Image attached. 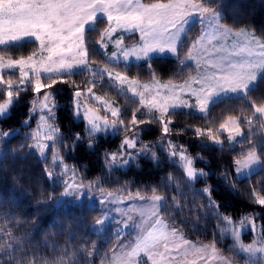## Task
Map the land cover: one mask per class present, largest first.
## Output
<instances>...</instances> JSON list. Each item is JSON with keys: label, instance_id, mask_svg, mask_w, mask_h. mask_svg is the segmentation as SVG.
I'll return each instance as SVG.
<instances>
[{"label": "trees", "instance_id": "trees-1", "mask_svg": "<svg viewBox=\"0 0 264 264\" xmlns=\"http://www.w3.org/2000/svg\"><path fill=\"white\" fill-rule=\"evenodd\" d=\"M197 2L203 3V0ZM221 4L223 7L218 10L225 17L221 20L222 24L234 31L249 30L264 40V0H214V6ZM100 25L101 28L106 26L103 23ZM200 28L197 25L188 30L182 39L183 51H187L191 41L199 38ZM93 35V31L87 32L88 47L90 51L95 49L90 61L108 64L110 68L140 81L154 80L147 62L130 65L109 63L91 40ZM124 41L127 44L137 43L138 36L135 33L126 35ZM33 51H39L38 42L31 40L14 44L7 53L0 54L7 59H18L31 55ZM151 65L156 73L155 79L164 82L182 83L197 72L194 64L186 61L185 67L170 57L153 58ZM8 75L18 82V72L8 71ZM89 76L87 71L75 73L68 84L58 83L54 91L59 103L56 122L64 144H72L76 133L83 138L75 148L58 146L65 162L75 168L80 179L98 184L103 192L135 195L139 191L142 195L150 196L156 189L157 195L169 197V206L174 209L170 216L161 215L168 226L193 242L209 246L214 244L220 253L243 264L247 257L238 251L232 233L238 221L245 217H253L264 233V207L255 203L256 193L264 195V171L259 170L250 178L238 180L233 170L234 161L242 159L252 144L264 140L262 117L253 116L248 100L234 98L211 107L208 115L187 110L175 111L171 116L173 131L162 138L161 126L149 123V115H140L143 108L137 100L129 95L116 94L115 90L107 92L104 89L102 91L116 97L123 108L121 118L126 125L133 113L146 121L132 130L138 129L140 134L137 150L142 144L152 145L157 156L153 161L149 155H141L127 167H120L106 159L105 154L117 152L130 131H121L115 136L95 134L89 138L86 122L75 115L73 84L83 90L90 83ZM3 91L5 88L0 86V93ZM261 94H264V81L252 98L258 99ZM34 99L36 96L31 89H25L11 113L0 117V133L19 129L11 137L0 135V264H42L43 261L48 264H110L122 245L134 240V234L129 231L117 236L118 221L112 222L105 232L96 231L94 225L103 217V210L88 201L57 205L64 184L58 177H47L46 172L54 169L51 157L43 159L30 150L28 127L24 126V121L30 117ZM229 116L243 118L244 122L240 124L245 133L252 137L251 141L245 139L237 145L229 144L226 135L220 132V125ZM247 119H252L253 123L248 125ZM197 128L204 135L197 137ZM208 129L222 140V145L209 140ZM163 140L183 145L188 154L196 158L199 170L210 175L189 182L180 162L177 159L173 162L159 147ZM202 144L207 147H202ZM169 174L174 179L168 187H164L162 178ZM224 174H229L228 186H225ZM206 187L212 189L211 198L218 206L215 212L207 206L209 194L203 191ZM171 197L176 198L175 202ZM221 216H227L231 223L220 219ZM253 241L257 240L252 238L250 242Z\"/></svg>", "mask_w": 264, "mask_h": 264}, {"label": "snow or ice", "instance_id": "snow-or-ice-1", "mask_svg": "<svg viewBox=\"0 0 264 264\" xmlns=\"http://www.w3.org/2000/svg\"><path fill=\"white\" fill-rule=\"evenodd\" d=\"M223 5H215L214 0H203L198 3L197 0H0V53H7L12 45L19 44L26 38H33L38 42L39 55L33 51L27 57L21 56L18 59L5 58L0 54V86L5 88L0 93V117H6L11 107L19 102L21 93L26 89H31L32 93L40 99L32 101L30 116L37 113V108L41 113L39 119L44 122L47 132L43 139L51 141L52 144L37 143L33 147L39 149L40 155H43L46 148L56 147L57 145L75 148L83 138L79 133L74 134L72 144H64L60 135L59 126L56 125V104L54 100V91L58 83H69V79L75 74L76 70L93 71V75H98L100 81L105 77L109 80L118 82L120 86L127 85V91L133 96L139 97V103L150 112L149 123H156L161 126V135L167 137L173 129L171 116L177 109L197 108L200 113H205L211 107L218 103L226 102L232 99L248 100L249 108L253 116L259 114L264 116V94L258 99H253L252 94L257 91L259 84L264 81V40L254 33H245L243 29L233 31V29L221 23L224 19L222 11L218 10ZM106 24L100 32V40L97 44L103 51L111 42V37L117 31L123 33L133 32L138 36L136 47L131 49L123 47L124 36L121 35L116 41L115 46L118 51H113L108 57V62L117 59L118 55L124 61L129 57H135L137 61L147 62V67L154 78V84H139L135 79H129L127 75L117 71L113 73L112 69L105 65L100 72H95L89 68V61L95 49L88 47L87 32L97 31L99 24ZM200 25L201 35L198 39L190 42L187 51H183L182 35L186 36L188 30ZM211 29L212 31H209ZM245 37L244 42H236L231 47L228 46L230 37ZM264 36V33H262ZM250 37V39H249ZM173 56L178 64L187 66L186 61H193L195 68L200 72L198 77H192L184 84L174 85L161 84L155 79L156 73L152 68L151 61L154 56ZM183 56V59H181ZM19 70L18 82L8 75L6 70ZM31 73V76H30ZM42 74L46 78L42 79ZM15 73H13V76ZM95 87L99 81H90ZM193 84L197 87H193ZM73 92V104L75 115L87 122V134L91 138L95 134L118 135L121 131L119 126H124L122 112L119 108L113 107L107 102L106 113L103 117L97 114L94 108L83 106L80 97L83 92L75 86ZM93 87L86 89L87 93L93 92ZM142 88V91H138ZM187 95L189 99L182 98ZM194 97L195 103H190ZM94 99L101 100V97L95 96ZM83 111L81 112V108ZM139 111V109H137ZM240 122H244L242 117L229 116L228 120L220 125L221 129H228L237 136L241 135ZM29 120H25L27 126ZM144 119L138 118L135 113L128 125L123 131H131L139 124H144ZM246 123L251 125L252 119H247ZM181 132L183 129L180 130ZM0 135L11 137L15 132H3ZM139 133H134L132 137H125L118 147V151L105 154L106 159H110L113 164L126 166L136 161L141 155H149L153 161H156V152L152 145H141L137 150ZM197 137L204 135L201 129H195ZM35 138L40 139L37 133ZM208 138L210 141L219 144L218 138L208 129ZM228 139L233 140L229 135ZM251 141L252 137H244ZM241 140L240 143H243ZM207 147V145H201ZM92 145L89 144V148ZM161 150L165 151L169 159L175 162L179 158L183 173L187 180L194 181L198 178H207L210 174L194 167L193 158L187 153L183 145H176L171 141L163 140L159 145ZM54 159L59 157L54 154ZM199 159V158H197ZM234 172L237 179L246 177L244 170L259 169L264 171V140L252 144L251 148L243 155V159L234 161ZM46 175L50 179H55L53 172L47 171ZM76 173L73 172V178ZM173 176L169 174L163 177L164 187H168L173 181ZM229 174H224L225 186H228ZM65 185L63 197H70L78 188L83 185L62 181ZM159 187V186H158ZM71 189V191H70ZM208 193L207 206L213 212L218 207L211 198L212 189L206 187L203 189ZM264 191V190H262ZM255 195V193H254ZM112 196V193H109ZM119 198L114 197L113 202ZM128 199H139L149 201L150 207L139 210L141 217H155V225L162 224L159 218L161 215H171L172 209L169 206V197L157 195L156 189H153L152 195H142L139 191L133 197L131 193ZM84 200H95L97 205H102L103 201L96 200L95 197H89L88 191H84L81 196V202ZM175 202L176 198L171 197ZM62 199L61 203H65ZM255 203L264 207V195H255ZM116 211H121L116 209ZM220 219L231 223L227 216H221ZM132 219L131 216L128 217ZM247 219V218H245ZM103 221H97V225H102ZM128 227L127 224L124 225ZM251 230L255 233L257 225L253 223ZM119 236L120 232L117 231ZM177 236L175 228L170 233L160 232L159 235L148 231L147 235L141 237L132 247L130 252L123 253L128 259L124 264H161V261H170L175 259L173 252H179L184 246L191 242L183 239L170 247L169 239ZM238 244V251L246 255L243 264H264V243L253 241L251 243H240L239 231L233 232ZM163 252H156V246L161 241ZM122 247H126L122 245ZM196 252H207L208 249L196 248ZM141 253L144 254L141 257ZM260 254L259 256L257 254ZM188 254L187 249L184 252ZM212 257L217 256V249L213 244L211 247ZM91 256L92 253L90 252ZM160 259H156V256ZM121 257H114L110 264H117ZM42 264H48L43 261ZM55 264V262H53ZM91 264V262H90Z\"/></svg>", "mask_w": 264, "mask_h": 264}, {"label": "rangeland", "instance_id": "rangeland-1", "mask_svg": "<svg viewBox=\"0 0 264 264\" xmlns=\"http://www.w3.org/2000/svg\"><path fill=\"white\" fill-rule=\"evenodd\" d=\"M222 23V22H221ZM107 26V25H106ZM105 26V27H106ZM98 30L97 31H93L95 33V35H93L91 37V40H93L96 45L98 46V48L100 49L99 44H97V41L100 40V32H102L104 30V28H101V25L99 24L98 26ZM209 31H212L211 29H209ZM234 31V30H233ZM244 32H250L249 30H244ZM129 34H133V32H128V33H123L121 31H117L116 33L113 34V36L111 37V42L108 43V47L106 49H104L103 51H101L105 57V59L108 61V57L111 56L113 51H118V49L115 46V41L121 36H126ZM87 35V34H86ZM183 35H182V39H183ZM35 41L33 38H26L23 41ZM22 42V41H21ZM138 43V42H137ZM137 43L134 44H127L125 41H123V47L124 48H128L131 49L133 47L137 46ZM228 46H231V43L228 41ZM37 54L39 55V51L37 52ZM157 57H170V58H174L171 55H164V56H154L153 58H157ZM7 59V58H6ZM144 61H137L135 59V57L130 56L128 61H124L122 58L119 57L117 59H114L111 61V64H116V65H130L132 63H143ZM190 62L192 64H194L193 61H187ZM105 67V64L103 63H95L92 61H89V68L94 70L95 72H100L103 68ZM113 73L117 72L116 70H114L113 68H111ZM6 71H10V72H18V69H14V70H6ZM81 72L80 70H76L75 73H79ZM89 72V79L90 81H99V83L93 87V85L91 83H89L86 88H84L82 90L83 94L80 97V101L82 103L83 106H86L88 108H94L97 110V114L100 115L101 117H103L105 114H108L110 117V113H106L105 109H106V104L105 102H107L108 104H110L113 107H117L121 110L122 114H123V108L121 107V105L119 104L118 100L116 99V97L109 95L107 92H114L113 90H115V93L119 94V95H129L130 97H132L133 99L139 101V97L137 96H133V94L131 92L127 91V85L124 86H120L118 84V82L113 81V80H109L107 78V76L105 75L104 79L102 81H100V78L98 75H93V71H87ZM0 74H3V72H0ZM200 75V72L197 70V72L192 76V77H198ZM31 76V73H30ZM46 77V74H42V79ZM129 77V76H128ZM190 77V78H192ZM187 79L186 81L190 80ZM129 79H134L129 77ZM137 80V79H135ZM139 84L143 85V84H149L152 85L154 84V80L153 81H140L137 80ZM159 82L161 84H168L169 82H164V81H160ZM184 82L182 83H171L174 85H181L184 84ZM3 87V86H1ZM88 87H93V92L91 94L87 93L86 89ZM112 90H110L111 88ZM193 87H197V85L193 84ZM4 88V87H3ZM110 88V89H109ZM27 89V88H26ZM108 90L107 92H103L102 90ZM138 91H142V88H138ZM43 95V93H42ZM42 95H40V97H36V99H40L42 97ZM95 96H99L101 97V100H96L94 99ZM182 98L184 99H189V97L187 95H184ZM54 100H55V104H56V111L57 108L59 106V103L56 101L55 96H54ZM190 103H195V98L192 97L190 99ZM14 106V105H13ZM10 112L8 113V115L11 113L12 108ZM143 108V111L140 113V115H151L149 110L147 108H145L143 105H141ZM75 110V108H74ZM181 110H187V111H194L196 113H199L201 115H208L210 109L208 111H206L205 113H200L198 111L197 108H191V109H177L175 111H181ZM83 111V107L81 108V112ZM41 113L39 112V109L37 108V113L31 115L27 120H29V123L27 125L28 127V132H27V138L30 140L29 143V148L31 151H33L34 153H36L37 155H39L41 158L43 159H47L49 157H51L52 160V167H54V169L52 170L53 175L55 177H58L60 181H68L69 183H73V179L75 181V183H79L82 184L83 187L82 188H78L76 189V191L73 193L72 196L70 197H63V193L65 190V185H64V190L62 195L60 196L59 200L57 201V205H61L63 203H61L62 199L66 202H74L77 204H82L85 201H88L91 205H97L95 200L89 201V200H84L83 202H81V196L82 193L84 191H88L89 197H95L96 200H100L103 201L102 205H97L100 206L103 210V217L99 220V221H103L104 223L102 225H97V223L94 225V229L96 231L99 232H105L107 227L114 221H118L119 223V232L121 235H124L126 233H128L129 231H132L134 234V240L127 242L126 243V247H122L116 254H114V256L112 257V259L114 257H121L120 260H117V264H124L125 261H127V257L126 256H122L123 253H127L130 252L132 247H134V245L137 243V241L147 235L148 231H152L155 234L159 235L160 232H164V233H170L172 231V228L170 226H168L163 219L161 218V216L159 217L162 220V224L157 226L155 225V217H150V216H145V217H141L139 215V210L144 208H148L150 207V202L145 200V201H141L139 199H128L129 195H120V194H113L110 197L108 192H103L101 190H99L98 188V184L96 183H86L84 182L82 179H80L77 175V172L75 170V168L65 162L61 151L59 149V145H57L56 147H49L45 149V152L43 155H40L39 153V149L33 147L34 145H36L38 142L39 143H47L49 145L52 144L51 141H46L43 139L44 134L47 132V128L44 127V122L41 121L39 119V115ZM7 115V116H8ZM258 116H260L259 114H257ZM262 117V119L264 120V116H260ZM82 119V118H81ZM112 118L110 117V120ZM86 122V121H85ZM56 125L57 122L55 121ZM87 124V122H86ZM25 126V124H24ZM126 126V124L124 126H119L121 128V131H123V128ZM171 127V125H170ZM241 135L237 136L234 132H230L228 129H220V132L224 133L227 137V140L229 142V144L231 145H237L240 144L241 140H245L244 137H248V134L245 133V131L243 130L241 124ZM134 129V128H133ZM132 129V130H133ZM130 131L129 135H127L126 137H132L134 135V133H138V129L134 130V131ZM19 131V129L17 130H13L12 132H17ZM120 131V132H121ZM39 134L40 139L37 140L35 138L36 134ZM229 135H231L233 137V140L230 141L228 139ZM264 136V135H263ZM139 140V138H138ZM219 140V144L218 145H222V140ZM188 153V151H187ZM54 154H56L59 158L58 159H54L53 156ZM194 160V167L199 169L196 165V158L194 156H191ZM175 159H177L179 161V158L176 157ZM243 159V158H242ZM118 166H120L119 164H116ZM130 165V164H128ZM126 166H120V167H127ZM246 173V177H249L250 175L256 173L259 171V169H256L255 171L251 170V169H246L244 170ZM73 172L76 173L75 177L73 178ZM197 180V179H196ZM71 191V189H70ZM256 195H261L259 193H256ZM133 197L135 195H132ZM114 197H118L119 199L116 202H113V198ZM116 209H120L121 211H116ZM131 216L132 219L129 220L128 217ZM247 218V219H245ZM243 219H241L240 221H238L237 225H235L234 227V231H239L240 234V243H251V239H255L258 241L257 246H259L260 243H264V233L262 231L261 226H259V224L255 221V219L253 217H245ZM255 223L257 225V230L255 231V233L251 230V225ZM127 224L128 227L125 228L124 225ZM233 234V233H232ZM183 239H187L185 238L182 234H180L177 231V236L175 237H171L169 239V241H167V243H169L170 247L172 245H174L177 242H181ZM188 241H190L191 243L187 246H184V248H182L179 252H173L172 256L175 257V259H172L170 261H161V264H238L236 263L234 260H232L231 258L223 255L222 253H220L217 250V256L216 257H212L211 254V247L209 245L206 244H201V243H196L193 242L189 239H187ZM236 241V240H235ZM166 241L161 240L157 246L155 251L156 252H163V244ZM237 242V241H236ZM207 248L208 251L207 252H196L195 249L196 248ZM187 249L188 254L185 255L184 252ZM259 254V253H258ZM260 255V254H259ZM144 254L141 253V257H143ZM133 259V264H135V260H138L139 258H132ZM156 259H160V257L157 255ZM149 263L151 264V262L149 261Z\"/></svg>", "mask_w": 264, "mask_h": 264}, {"label": "crops", "instance_id": "crops-1", "mask_svg": "<svg viewBox=\"0 0 264 264\" xmlns=\"http://www.w3.org/2000/svg\"><path fill=\"white\" fill-rule=\"evenodd\" d=\"M245 33H251V32H245ZM249 39H250V37H249ZM228 41L233 42V43H231V46H232L236 42H241V43L244 42L245 41V37L244 36H241V37H236L235 39H233L232 37H230Z\"/></svg>", "mask_w": 264, "mask_h": 264}]
</instances>
